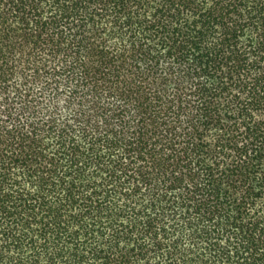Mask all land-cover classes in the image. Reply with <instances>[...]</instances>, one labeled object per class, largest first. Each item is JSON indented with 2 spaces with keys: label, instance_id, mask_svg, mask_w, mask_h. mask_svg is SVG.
<instances>
[{
  "label": "trees",
  "instance_id": "1",
  "mask_svg": "<svg viewBox=\"0 0 264 264\" xmlns=\"http://www.w3.org/2000/svg\"><path fill=\"white\" fill-rule=\"evenodd\" d=\"M0 264H264V0H0Z\"/></svg>",
  "mask_w": 264,
  "mask_h": 264
}]
</instances>
